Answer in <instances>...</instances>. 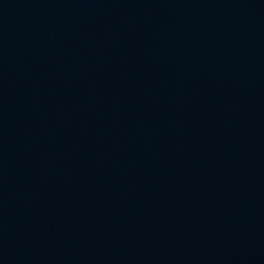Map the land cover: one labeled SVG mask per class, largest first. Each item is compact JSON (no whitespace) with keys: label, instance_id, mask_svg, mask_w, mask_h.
I'll return each mask as SVG.
<instances>
[{"label":"water","instance_id":"95a60500","mask_svg":"<svg viewBox=\"0 0 264 264\" xmlns=\"http://www.w3.org/2000/svg\"><path fill=\"white\" fill-rule=\"evenodd\" d=\"M0 264H264V0H0Z\"/></svg>","mask_w":264,"mask_h":264}]
</instances>
